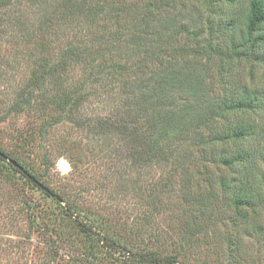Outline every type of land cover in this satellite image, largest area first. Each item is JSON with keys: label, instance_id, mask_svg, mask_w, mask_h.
Masks as SVG:
<instances>
[{"label": "trees", "instance_id": "trees-1", "mask_svg": "<svg viewBox=\"0 0 264 264\" xmlns=\"http://www.w3.org/2000/svg\"><path fill=\"white\" fill-rule=\"evenodd\" d=\"M176 2L0 0V37L12 35L32 45L33 67L15 92L12 109L32 112L37 120L54 111L57 123L114 136L116 157L132 166L173 158L184 167L179 143L190 140L195 163L202 167L196 174L210 194L206 201L198 190L193 218L203 223L220 216L221 208L229 212L213 227L224 228L228 253L234 249L245 261L244 241H264V140L249 145L258 130L243 116L262 111L264 97L246 84L235 85L219 100H207L204 89L210 78L207 61L214 58L220 64L264 66V0H216L228 6L223 26L207 23L208 35L220 31L218 46L197 29L192 31L197 38H189L184 23L169 19ZM26 6L37 10L34 19L24 13ZM97 84L105 90L99 93ZM104 97L112 101V112L88 115L89 103ZM9 158L18 174L37 184L17 157ZM76 226L92 239L121 248L80 221ZM124 250V264H178L176 257Z\"/></svg>", "mask_w": 264, "mask_h": 264}, {"label": "rangeland", "instance_id": "rangeland-1", "mask_svg": "<svg viewBox=\"0 0 264 264\" xmlns=\"http://www.w3.org/2000/svg\"><path fill=\"white\" fill-rule=\"evenodd\" d=\"M174 6L169 19L184 23L189 38H197L192 33L197 29L205 39H212L213 46L222 42L220 31L208 35L207 23L223 26L228 6L216 0H177ZM24 9L29 19L38 14L34 6ZM11 36L0 37V150L4 151L0 153V264H124V249L176 257L178 264H264L260 239L244 241L245 261L235 256L234 249L228 253L224 228L213 227L220 225L221 217L230 216L223 208H217L221 212L215 219L202 223L193 218L198 190L206 201L210 194L204 192V178L196 174L202 167L195 163L197 152L190 149V140L179 143L184 167L174 164L173 158L132 166L116 157L114 136L94 135L63 120L57 123L59 114L54 111L38 120L32 112L15 113L14 95L26 83L33 58L32 45ZM206 68L207 100H219L241 84L264 97V66L220 64L214 58ZM102 86L93 87L100 93L105 90ZM111 102L107 97L98 104L91 101L87 114L103 117L112 112ZM243 118L257 126L258 134L248 140L254 147L264 140V109ZM10 155L37 184L14 170ZM77 221L121 248L86 236Z\"/></svg>", "mask_w": 264, "mask_h": 264}, {"label": "water", "instance_id": "water-1", "mask_svg": "<svg viewBox=\"0 0 264 264\" xmlns=\"http://www.w3.org/2000/svg\"><path fill=\"white\" fill-rule=\"evenodd\" d=\"M64 164H67V163H66V162H63V165H64Z\"/></svg>", "mask_w": 264, "mask_h": 264}]
</instances>
